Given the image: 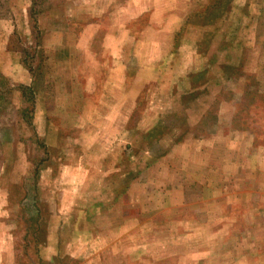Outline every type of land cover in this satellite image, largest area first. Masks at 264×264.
Wrapping results in <instances>:
<instances>
[{
  "label": "rangeland",
  "instance_id": "374dc122",
  "mask_svg": "<svg viewBox=\"0 0 264 264\" xmlns=\"http://www.w3.org/2000/svg\"><path fill=\"white\" fill-rule=\"evenodd\" d=\"M0 264H264V0H0Z\"/></svg>",
  "mask_w": 264,
  "mask_h": 264
},
{
  "label": "crops",
  "instance_id": "0c3cea01",
  "mask_svg": "<svg viewBox=\"0 0 264 264\" xmlns=\"http://www.w3.org/2000/svg\"><path fill=\"white\" fill-rule=\"evenodd\" d=\"M142 13V10L140 11V13L139 14H141Z\"/></svg>",
  "mask_w": 264,
  "mask_h": 264
}]
</instances>
